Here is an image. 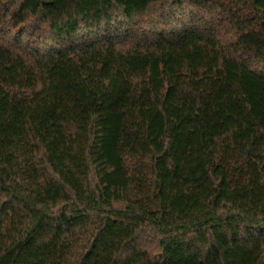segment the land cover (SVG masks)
<instances>
[{
    "label": "trees",
    "instance_id": "trees-1",
    "mask_svg": "<svg viewBox=\"0 0 264 264\" xmlns=\"http://www.w3.org/2000/svg\"><path fill=\"white\" fill-rule=\"evenodd\" d=\"M0 264H264V0H0Z\"/></svg>",
    "mask_w": 264,
    "mask_h": 264
}]
</instances>
